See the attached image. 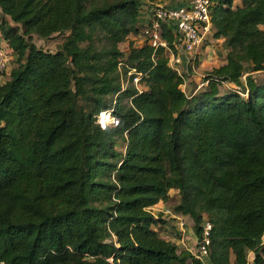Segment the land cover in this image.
Returning <instances> with one entry per match:
<instances>
[{
  "label": "trees",
  "instance_id": "1",
  "mask_svg": "<svg viewBox=\"0 0 264 264\" xmlns=\"http://www.w3.org/2000/svg\"><path fill=\"white\" fill-rule=\"evenodd\" d=\"M210 1L226 61L186 94L165 49H118L141 0H0L14 54L0 83V264H204L151 227L171 189L198 240L210 222L209 264H264V82L242 71H264V0ZM60 33L55 52L31 42ZM117 64L148 88L121 91ZM109 109L116 124L102 129Z\"/></svg>",
  "mask_w": 264,
  "mask_h": 264
},
{
  "label": "rangeland",
  "instance_id": "2",
  "mask_svg": "<svg viewBox=\"0 0 264 264\" xmlns=\"http://www.w3.org/2000/svg\"><path fill=\"white\" fill-rule=\"evenodd\" d=\"M103 1V0H101ZM111 1V0H110ZM170 0H141L142 13L139 17V30L137 33L128 35L125 40L118 44L119 51L123 54V58L127 56L134 49L141 47L145 42V37L142 34L143 24L141 21L144 19L145 12L149 10L152 3L154 4H166ZM240 5L239 2H235L234 6ZM2 15L0 14V23L2 21ZM264 31V26H259ZM66 34H54L50 38L44 39L33 34L31 42L43 51L55 52L58 50L64 41ZM93 41L97 48H103L106 46V41L100 34H95ZM84 45V44H83ZM168 55V52L166 51ZM227 49L224 48L222 39H213L211 35H207L203 44L189 55L182 56V64L179 66V71L184 77L183 84L180 86L186 94H192L201 91L206 82H203L204 76L212 68L219 67L226 61ZM118 65V64H117ZM13 67V63H10V68ZM121 70V66H117V72L119 73L120 83L127 79V76L122 74L124 70ZM243 78L252 77L258 83L264 82V71L253 72L251 69L243 65ZM7 80V75H3V79H0V83ZM186 83V87L182 86ZM141 90H146L147 84L145 82L139 83ZM231 89H235V86L228 83H223L220 86L221 92H226ZM116 96L112 98V105H115ZM122 104H127V99L121 101ZM111 110V109H110ZM99 115V114H98ZM97 115V116H98ZM97 116L95 118V124H97ZM111 116L112 113H111ZM105 120V119H104ZM103 120V121H104ZM103 123H106L105 121ZM98 125V124H97ZM108 126H114L109 124ZM125 148L124 143L119 142L116 144V150L123 152ZM169 200L165 203L159 202L151 207L155 223L151 227L157 231L158 235L174 242L177 245L178 250H188L192 254L197 255V244L200 243V239L196 237L194 233V222L189 216H184L173 212V208L179 202V196L176 189L168 191ZM205 219V218H203ZM204 264H209L206 257H202ZM111 263V262H110ZM112 264V263H111Z\"/></svg>",
  "mask_w": 264,
  "mask_h": 264
},
{
  "label": "built area",
  "instance_id": "3",
  "mask_svg": "<svg viewBox=\"0 0 264 264\" xmlns=\"http://www.w3.org/2000/svg\"><path fill=\"white\" fill-rule=\"evenodd\" d=\"M210 0H170L166 4L152 3L148 10V19L143 24L142 34L147 43L154 49L163 48L168 52V66L176 71L184 81L179 66L182 64V56L189 55L197 50L206 39L207 35L212 37V27L210 23ZM171 30L175 37L174 46L176 53H173L167 47L166 41L163 39V27ZM14 60V54L7 42L0 33V79L3 75H7L10 71V63ZM119 64V68H120ZM127 79L121 84L123 91L130 83L139 91V83L143 78V74L130 68L126 73ZM106 123H103L102 120ZM108 117V118H107ZM97 124L105 129L109 124L115 125L116 118L111 116V110H105L97 116ZM200 243L197 244L196 258L202 259L206 257L207 247L209 245V236L211 230L210 222L205 218L201 225ZM111 262V259H109Z\"/></svg>",
  "mask_w": 264,
  "mask_h": 264
},
{
  "label": "crops",
  "instance_id": "4",
  "mask_svg": "<svg viewBox=\"0 0 264 264\" xmlns=\"http://www.w3.org/2000/svg\"><path fill=\"white\" fill-rule=\"evenodd\" d=\"M141 13H142V12H141ZM147 19H148V12L146 11V12H145V15H144V19H143V21H141V23H142V24H145L146 21H147ZM182 87L185 88V87H186V83H185ZM182 90H183V89H182ZM183 91H184V90H183ZM252 257H253L252 252H248L247 258H248L249 261L252 260Z\"/></svg>",
  "mask_w": 264,
  "mask_h": 264
},
{
  "label": "bare ground",
  "instance_id": "5",
  "mask_svg": "<svg viewBox=\"0 0 264 264\" xmlns=\"http://www.w3.org/2000/svg\"><path fill=\"white\" fill-rule=\"evenodd\" d=\"M108 118V117H107ZM102 122H104L103 120H102ZM105 122H106V120H105Z\"/></svg>",
  "mask_w": 264,
  "mask_h": 264
}]
</instances>
